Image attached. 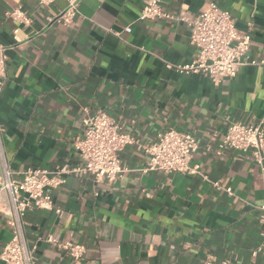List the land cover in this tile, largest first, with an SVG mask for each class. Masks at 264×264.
Here are the masks:
<instances>
[{
  "label": "crops",
  "instance_id": "crops-1",
  "mask_svg": "<svg viewBox=\"0 0 264 264\" xmlns=\"http://www.w3.org/2000/svg\"><path fill=\"white\" fill-rule=\"evenodd\" d=\"M145 1L78 0L77 15L64 25L52 19L66 0L50 6L0 0V44L9 57L0 123L14 170L78 166L75 141L84 119L98 110L142 143L170 128L198 142L192 163L200 174L143 172L148 156L132 146L122 153L124 171L113 183L65 176L51 190L61 215L34 209L24 216L36 264H204L209 258L263 264V252H253L264 243V174L250 153L217 150L231 122L253 124L262 117L264 66H242L219 84L169 68L197 56L191 27L173 19L138 21ZM210 1L232 14L240 32L250 29L247 59L264 57V0L160 4L195 18ZM16 8L28 23L7 17ZM49 237L83 244L84 257L74 259ZM11 238L9 217L0 212V252Z\"/></svg>",
  "mask_w": 264,
  "mask_h": 264
},
{
  "label": "built area",
  "instance_id": "built-area-1",
  "mask_svg": "<svg viewBox=\"0 0 264 264\" xmlns=\"http://www.w3.org/2000/svg\"><path fill=\"white\" fill-rule=\"evenodd\" d=\"M57 0H40L44 6H50ZM67 6L54 16L52 21L69 25L78 13V0H66ZM7 17L28 23L30 18L21 9L6 13ZM173 19L188 23L191 27V43L198 49L195 59L188 64L167 63L169 68L181 73H197L208 76L214 84L226 78H233L240 68L246 65L264 66V57L247 59L251 45V31L240 32L236 21L229 11L223 10L218 3H206L193 18L182 10L171 13L165 10L160 0H146L138 21ZM129 33L131 26L124 30ZM8 48L0 44V97L4 89V76L7 72ZM4 129L0 123V194L6 196L0 200V212L9 217L12 238L3 246L0 261L4 264H36L35 250L27 240L24 216L29 210L55 211L61 215L51 190L65 182V176L88 174L96 182H115L124 171L121 155L126 148L136 146L148 156L143 172L161 171L167 174H200V165L193 164L198 142L194 134L170 128L159 132L149 143L140 142L133 134L121 130V126L110 113L98 110L84 119V131L75 141L80 157L76 167L64 166L52 171L46 168L28 167L22 171L14 170L7 156ZM211 149V146L208 148ZM226 149L248 152L264 174V113L253 124L233 121L219 142L217 154ZM220 187L218 182L215 183ZM232 193L231 188H226ZM260 222L264 234V204L260 206ZM48 241L64 249L76 260L84 257L86 247L83 244L67 241L61 243L53 237ZM262 251L263 246L255 250L254 255ZM204 264H234L225 259L220 262L213 258ZM249 264H254L251 262ZM264 264V262H263Z\"/></svg>",
  "mask_w": 264,
  "mask_h": 264
}]
</instances>
